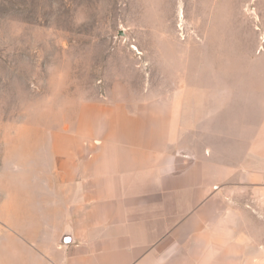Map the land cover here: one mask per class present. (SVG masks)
Here are the masks:
<instances>
[{
    "label": "rangeland",
    "instance_id": "obj_1",
    "mask_svg": "<svg viewBox=\"0 0 264 264\" xmlns=\"http://www.w3.org/2000/svg\"><path fill=\"white\" fill-rule=\"evenodd\" d=\"M156 99L233 163L264 118V0H0V172ZM225 187L245 259H264V204L239 176Z\"/></svg>",
    "mask_w": 264,
    "mask_h": 264
},
{
    "label": "crops",
    "instance_id": "obj_2",
    "mask_svg": "<svg viewBox=\"0 0 264 264\" xmlns=\"http://www.w3.org/2000/svg\"><path fill=\"white\" fill-rule=\"evenodd\" d=\"M182 110L164 99L108 108L99 132L58 156L12 160L0 172V264H261L258 251L245 259L222 191L239 176L264 204V118L232 163L196 144ZM67 228L75 242L60 244Z\"/></svg>",
    "mask_w": 264,
    "mask_h": 264
},
{
    "label": "water",
    "instance_id": "obj_3",
    "mask_svg": "<svg viewBox=\"0 0 264 264\" xmlns=\"http://www.w3.org/2000/svg\"><path fill=\"white\" fill-rule=\"evenodd\" d=\"M74 242H75V239L72 235V232L69 228H67L65 232L63 233V235L61 236V238L59 239V243L60 244H71Z\"/></svg>",
    "mask_w": 264,
    "mask_h": 264
}]
</instances>
